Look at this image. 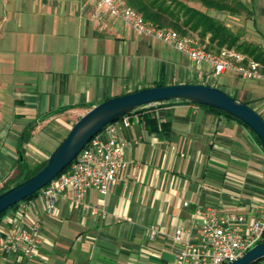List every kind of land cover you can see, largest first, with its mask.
<instances>
[{
    "label": "crops",
    "instance_id": "1",
    "mask_svg": "<svg viewBox=\"0 0 264 264\" xmlns=\"http://www.w3.org/2000/svg\"><path fill=\"white\" fill-rule=\"evenodd\" d=\"M242 2L251 11L243 40L264 50V0ZM204 66L109 13L96 16L84 0H0V189L22 150L30 167L36 153H51L33 143L39 131L60 143L93 105L158 81L202 82ZM245 80L252 84L239 99L264 118V79ZM144 109L119 123L130 142L119 183L106 196L92 188L85 197L106 214L75 209L70 193L51 212L37 195L22 216L39 220L36 258L2 253L0 264H174L177 230L198 237L197 207L252 213L261 206L264 149L244 124L194 103ZM13 215L0 221V235Z\"/></svg>",
    "mask_w": 264,
    "mask_h": 264
},
{
    "label": "built area",
    "instance_id": "2",
    "mask_svg": "<svg viewBox=\"0 0 264 264\" xmlns=\"http://www.w3.org/2000/svg\"><path fill=\"white\" fill-rule=\"evenodd\" d=\"M84 2L93 7L96 16L109 13L121 19L136 35L157 39L185 54L198 66H210L211 72L202 78V82L215 84L216 78L226 72L243 79H264L262 61L235 48L208 49L195 34L183 35L173 27L159 26L145 19L126 0ZM119 123L129 125V116L107 125L81 150L67 171L40 190L38 195L47 210L54 212L60 199L70 193L75 209L94 215L106 214L104 207L91 205L85 197L92 188L106 196L120 181L119 173L126 166L125 151L130 142L120 137ZM261 203L260 207L253 206L252 213H225L197 207L192 225L197 227L198 237L186 239L183 228L177 230L173 236L177 245L174 264H229L241 257L264 238V199ZM34 205L30 198L19 202L13 209L12 222L0 235V254L21 252L29 259L36 258L42 243L39 220L27 223L22 218ZM184 205L188 206L189 202ZM155 234L156 229H150L149 235L153 237Z\"/></svg>",
    "mask_w": 264,
    "mask_h": 264
},
{
    "label": "water",
    "instance_id": "3",
    "mask_svg": "<svg viewBox=\"0 0 264 264\" xmlns=\"http://www.w3.org/2000/svg\"><path fill=\"white\" fill-rule=\"evenodd\" d=\"M163 102L194 103L222 110L245 123L264 147L263 116L245 101L217 86L206 83H172L143 87L105 99L84 112L48 155L44 167L0 192V214L52 182L107 125ZM23 159L24 155H21V161ZM263 258L264 241H261L229 264H252Z\"/></svg>",
    "mask_w": 264,
    "mask_h": 264
},
{
    "label": "trees",
    "instance_id": "4",
    "mask_svg": "<svg viewBox=\"0 0 264 264\" xmlns=\"http://www.w3.org/2000/svg\"><path fill=\"white\" fill-rule=\"evenodd\" d=\"M126 1L129 5L134 7L141 14H143L145 19L150 20L158 24L159 26L173 27L183 35L196 34L200 38V40L206 44L208 49L220 50L222 47L225 46L230 48H235L264 63V50H262L258 45H254L245 40H242V34L240 32L232 29L230 26L227 25L226 22L221 20L219 17L209 13V9H214L218 12L228 13L231 16H242V15L251 14L250 9L242 2V0H126ZM186 83H205V82H186ZM167 84L169 83L165 81H158L154 85H167ZM206 84L211 85L210 83H206ZM245 102L249 104V102L247 101ZM203 106H206L214 111L222 113L233 119H236L240 123L244 124L251 132L254 139L263 147L260 139L245 123H243L236 117H233L232 115L222 110L207 105H203ZM142 110L145 109H141L140 111ZM24 140H27L26 136ZM21 153L22 155H24L23 150ZM46 162H47V158L42 162L38 163L37 165L30 167L26 163L25 158L22 161L20 158L16 174L5 181L4 185L0 189V192L8 189L12 184L16 183L19 180L29 178L37 171H39L42 167H44ZM68 168L69 167H67L63 172L67 171ZM39 192L40 191L35 192L27 199L37 196ZM16 207L17 204L10 207L2 214H0V221L3 219L5 214H7ZM262 241H264V238ZM261 260H258L252 264H258Z\"/></svg>",
    "mask_w": 264,
    "mask_h": 264
},
{
    "label": "rangeland",
    "instance_id": "5",
    "mask_svg": "<svg viewBox=\"0 0 264 264\" xmlns=\"http://www.w3.org/2000/svg\"><path fill=\"white\" fill-rule=\"evenodd\" d=\"M209 13L219 17L221 20H223L224 22L228 23L230 25V27L233 28L235 31H237V29H240V31H239L240 33L242 32V34H243V30L246 32V24H245V22L247 20V16L246 15H243L244 18L241 17V19L238 20L237 18L232 17L228 13L218 12V11H216L214 9H209ZM243 39H245V37H242V40ZM173 53L175 55L177 54L176 52H173ZM204 69H205V71H207L206 74L211 72L210 66H208L206 64L204 66ZM233 75L234 74L229 73V72H227L226 74L223 73V74L219 75L216 78V82H215L214 85L224 89L229 94L239 98V92L241 90H244V89L248 88L249 85L252 84V81L251 80H245V79H242V78L237 79ZM228 86H230V87H228ZM65 135H67V134L63 133V136H65ZM33 143L36 144L39 147L47 146V148L42 149L47 154L50 151V149L53 150L59 144V142H57L55 139H53L46 130L39 131L36 134V137L33 139ZM50 145H53L54 148L52 146H50ZM35 156H36V158H33L31 160V165L32 166H35L40 161L45 160L44 156H42L39 153H36ZM16 172H17V170H15L10 177H13L16 174ZM258 264H264V259H262Z\"/></svg>",
    "mask_w": 264,
    "mask_h": 264
}]
</instances>
